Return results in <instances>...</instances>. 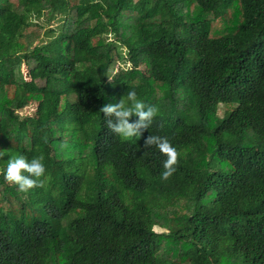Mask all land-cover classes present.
<instances>
[{
  "label": "trees",
  "instance_id": "trees-1",
  "mask_svg": "<svg viewBox=\"0 0 264 264\" xmlns=\"http://www.w3.org/2000/svg\"><path fill=\"white\" fill-rule=\"evenodd\" d=\"M131 90L160 113L123 140ZM0 150V264H264V0H0Z\"/></svg>",
  "mask_w": 264,
  "mask_h": 264
},
{
  "label": "clouds",
  "instance_id": "clouds-1",
  "mask_svg": "<svg viewBox=\"0 0 264 264\" xmlns=\"http://www.w3.org/2000/svg\"><path fill=\"white\" fill-rule=\"evenodd\" d=\"M106 121L107 128L123 140L139 138L142 130L150 128L153 120L159 115L160 109L156 105L146 104L140 99L135 90L127 92L126 99L120 98L116 103H108L100 108ZM138 117L133 121L131 118ZM155 146L166 157L163 161L162 180L170 179L177 171L181 152L172 145L167 137L149 135L144 141L145 148ZM61 149L67 144H61ZM0 150V157H3ZM46 167L44 156L39 155L29 160L23 154H17L8 159L4 172V180L9 184L18 186V191L27 193L46 186Z\"/></svg>",
  "mask_w": 264,
  "mask_h": 264
},
{
  "label": "rangeland",
  "instance_id": "rangeland-1",
  "mask_svg": "<svg viewBox=\"0 0 264 264\" xmlns=\"http://www.w3.org/2000/svg\"><path fill=\"white\" fill-rule=\"evenodd\" d=\"M119 66H120L119 63H115L112 73H114L119 68ZM22 70L25 72V67L24 66H22ZM33 109H34L33 105H31V104L27 105L23 109L20 110V115L30 114ZM154 229L156 231H160V229L158 227H154Z\"/></svg>",
  "mask_w": 264,
  "mask_h": 264
}]
</instances>
